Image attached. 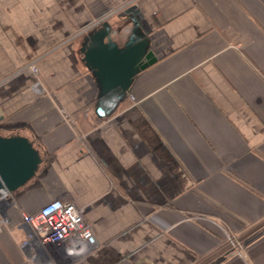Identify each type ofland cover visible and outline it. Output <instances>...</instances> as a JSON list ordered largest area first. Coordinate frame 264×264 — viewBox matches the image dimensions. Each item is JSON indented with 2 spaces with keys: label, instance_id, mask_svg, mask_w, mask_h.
Wrapping results in <instances>:
<instances>
[{
  "label": "crops",
  "instance_id": "0c3cea01",
  "mask_svg": "<svg viewBox=\"0 0 264 264\" xmlns=\"http://www.w3.org/2000/svg\"><path fill=\"white\" fill-rule=\"evenodd\" d=\"M124 1L0 0V83L36 60L44 91L30 73L0 85V138L41 158L3 183L0 264H33L22 214L56 200L96 237L81 264H264V0H139L157 61L99 118L80 48Z\"/></svg>",
  "mask_w": 264,
  "mask_h": 264
},
{
  "label": "water",
  "instance_id": "95a60500",
  "mask_svg": "<svg viewBox=\"0 0 264 264\" xmlns=\"http://www.w3.org/2000/svg\"><path fill=\"white\" fill-rule=\"evenodd\" d=\"M119 17L124 21L118 27L105 20L92 29L80 48L81 62L94 76L97 96L102 99L95 110L99 118L107 116L102 106L113 109L118 104L114 99L122 101L129 95L135 77L157 61L142 12L135 6ZM40 163L38 152L27 139L0 138V191L4 185L9 191L22 185L34 176Z\"/></svg>",
  "mask_w": 264,
  "mask_h": 264
},
{
  "label": "built area",
  "instance_id": "2783aa9c",
  "mask_svg": "<svg viewBox=\"0 0 264 264\" xmlns=\"http://www.w3.org/2000/svg\"><path fill=\"white\" fill-rule=\"evenodd\" d=\"M7 223V219L0 216V230ZM21 225L25 228V236L19 247L33 264H61L56 258L62 255L81 264L97 246L83 208L70 202L56 200L35 213H24ZM229 243L237 254L244 250V243L234 236L229 237Z\"/></svg>",
  "mask_w": 264,
  "mask_h": 264
},
{
  "label": "rangeland",
  "instance_id": "374dc122",
  "mask_svg": "<svg viewBox=\"0 0 264 264\" xmlns=\"http://www.w3.org/2000/svg\"><path fill=\"white\" fill-rule=\"evenodd\" d=\"M138 1L139 0H127V1H124L123 4L119 5L118 7H116L115 9H113L108 15H106L107 19H109L110 21H119V19H121L119 17V15L121 13H123L126 9H129V8H132V7H137L138 10L141 11L139 5H138ZM112 18V19H110ZM101 21H103V19H100L99 21H97L96 23L94 24H100ZM80 35H82L83 33H79ZM78 34V35H79ZM77 35V36H78ZM77 37H75L74 39L71 38V39H68L70 42H75L77 39ZM81 39V38H80ZM78 39V41L80 40ZM77 41V42H78ZM24 73H30L32 74L34 77H35V83H34V86H33V89L35 91V93H39V92H44L43 91V82H42V78L40 77V71H39V68H38V64H37V61L36 60H33L27 64H25L24 66H22L20 69L16 70L10 78H7V79H4L0 85H2L3 83H6L8 81H10L11 79L19 76L20 74H24ZM264 232V230H262L261 232H256L255 234H252V239L256 238L257 236H259L260 234H262ZM254 237V238H253ZM238 242H245L243 240H239L238 239Z\"/></svg>",
  "mask_w": 264,
  "mask_h": 264
}]
</instances>
